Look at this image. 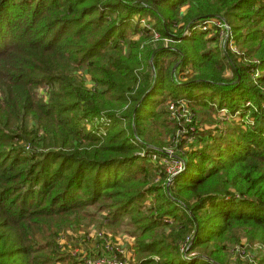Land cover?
I'll list each match as a JSON object with an SVG mask.
<instances>
[{
	"label": "trees",
	"instance_id": "1",
	"mask_svg": "<svg viewBox=\"0 0 264 264\" xmlns=\"http://www.w3.org/2000/svg\"><path fill=\"white\" fill-rule=\"evenodd\" d=\"M165 102L206 128L170 182ZM101 213L137 264H264V0H0V264Z\"/></svg>",
	"mask_w": 264,
	"mask_h": 264
},
{
	"label": "rangeland",
	"instance_id": "2",
	"mask_svg": "<svg viewBox=\"0 0 264 264\" xmlns=\"http://www.w3.org/2000/svg\"><path fill=\"white\" fill-rule=\"evenodd\" d=\"M134 19L135 21H138V17H135ZM146 21H147L146 19L143 20L141 19L142 24H144ZM211 23L212 22H210V24L207 25L206 29L198 27L191 33L193 34L195 31L205 32L206 30L213 29ZM210 32L213 33L214 31L211 30ZM224 39L225 37L222 38V40ZM231 48H234L233 44L231 45ZM235 49L236 48H234L233 50ZM174 81L176 83L181 82L178 76L174 78ZM187 104H184L185 105L184 111H183V105H182V109H180L181 107H175L174 115H172L173 110L170 106V102L167 103L165 102L164 104L165 109L171 114V117H169V119L172 120L174 123H176L177 126L176 131L171 133L169 137H166L163 140L165 145L162 146L163 147L162 151L166 153L168 161L162 167L165 170V174L167 176V182L168 181L170 182L174 178V176L168 172L170 166L175 164L177 161H181V162L183 161V164L186 165V162H184V159L186 160L185 151H187L192 146H198L199 143L197 139L198 138L197 133H199V131L202 130L204 131L206 129L204 128V126H201L199 120L195 122L194 120L195 116L191 114L190 110L187 108ZM226 109H227L226 107L222 108V112H221L222 115L220 114L221 119L223 120L225 117L228 118ZM175 116L177 117V119L174 118ZM195 123L198 126H196ZM225 125L226 124L224 123L220 126L224 134L226 129ZM215 135H217V133ZM210 144H212V142H209V145ZM212 147L215 146L210 145L209 149H211ZM151 159L152 158L149 157L148 160L153 162ZM158 180L159 178L155 179V182H158ZM105 216H106L105 213H101L97 215V218L95 219H91V220L85 219V221H82L80 225L77 226L76 228L69 229L59 234L58 235L59 239L57 240L59 247L65 253H70V254L73 253V255L76 256L74 258L75 264H79L81 261H83V264H89L95 262L94 260H96L97 264H99L98 259L96 258L105 254L106 255L111 254L114 255L115 257H119L121 264H137L136 261L133 260V255H134L133 246L135 244V240L131 236V234L126 232L128 228L126 229L125 227V229L123 230L120 229L116 232L112 231L111 229L108 228L107 221H104L103 219L105 218ZM247 258H248L247 255L242 254V258H241L242 261L245 262ZM236 260H237V256H235V258L232 260V264H239V262Z\"/></svg>",
	"mask_w": 264,
	"mask_h": 264
},
{
	"label": "built area",
	"instance_id": "3",
	"mask_svg": "<svg viewBox=\"0 0 264 264\" xmlns=\"http://www.w3.org/2000/svg\"><path fill=\"white\" fill-rule=\"evenodd\" d=\"M224 28V26H223ZM228 36V35H227ZM172 110H175V106L171 105ZM140 141V140H139ZM150 158L154 163H159L160 165H165L166 162L168 161L167 158H162L159 155H152ZM159 160V161H158ZM174 163V162H173ZM185 165L183 164V161H177L175 164L170 166V169L168 170L169 173H171L174 177L177 176L178 174L182 173L184 171ZM99 264H121L120 258L115 257L114 255H102L98 258ZM95 262L89 263V264H97L96 260Z\"/></svg>",
	"mask_w": 264,
	"mask_h": 264
}]
</instances>
